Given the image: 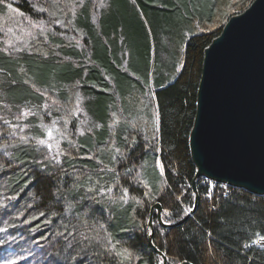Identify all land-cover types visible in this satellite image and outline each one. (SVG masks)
Returning a JSON list of instances; mask_svg holds the SVG:
<instances>
[{
	"label": "trees",
	"instance_id": "1",
	"mask_svg": "<svg viewBox=\"0 0 264 264\" xmlns=\"http://www.w3.org/2000/svg\"><path fill=\"white\" fill-rule=\"evenodd\" d=\"M73 1L0 0V15L12 4L49 28L10 51L0 25V264H162L151 208L160 203L166 223L194 208L189 137L205 49L253 0H161L175 9L157 19L172 42L158 66L142 19L141 42L126 49L99 0H85L75 33ZM54 123L68 133L55 149L41 143ZM147 158L162 165L157 184L142 179ZM203 180L181 225L153 213L167 264H264L250 246L264 236V196L218 185L208 198Z\"/></svg>",
	"mask_w": 264,
	"mask_h": 264
},
{
	"label": "water",
	"instance_id": "2",
	"mask_svg": "<svg viewBox=\"0 0 264 264\" xmlns=\"http://www.w3.org/2000/svg\"><path fill=\"white\" fill-rule=\"evenodd\" d=\"M196 114L189 137L194 208L175 223L163 221V207L151 208L149 242L153 244V213L163 227L181 225L192 217L201 178L264 196V0L228 18L220 35L205 49L197 91ZM182 264H191L183 262Z\"/></svg>",
	"mask_w": 264,
	"mask_h": 264
},
{
	"label": "rangeland",
	"instance_id": "3",
	"mask_svg": "<svg viewBox=\"0 0 264 264\" xmlns=\"http://www.w3.org/2000/svg\"><path fill=\"white\" fill-rule=\"evenodd\" d=\"M196 1V0H194ZM101 5L108 8L107 13L112 15L119 26L120 43L124 48H128L131 44L141 42L142 31L140 29V20L142 19L146 24L152 43V63L156 58L157 66L161 60V54L168 48L171 43L165 28H160L157 22L158 17L161 20H167L169 15L174 13L172 2L169 1H155V0H99ZM85 0H74L72 14L69 21L73 24L72 28L75 33L82 37L83 30L77 29L74 25L75 15L77 11L84 5ZM171 7V9H170ZM199 10L205 12V6L202 4L198 7ZM177 11V10H175ZM232 12V11H231ZM230 12V13H231ZM241 11H233L231 14H238ZM96 23L100 26L97 19ZM0 25H3L4 32L7 35V45L11 51H25L30 50L31 44L37 42H44L48 38V27L45 24L38 23L37 21H28L24 18L23 14L12 4L8 5V10L5 15H0ZM65 28V27H64ZM61 28V31H64ZM73 33H71L72 36ZM74 38L73 36L71 37ZM78 45L81 43L78 41ZM144 56V53L143 55ZM143 59V58H142ZM127 62H125V65ZM83 127L81 132H83ZM67 129L60 124L54 123L50 126H45V138L41 141L43 145L57 148L58 145L67 139ZM155 166L159 172H162V165L158 158L146 159L141 168V176L146 182L150 184H157ZM39 249V248H37ZM10 262V260H9Z\"/></svg>",
	"mask_w": 264,
	"mask_h": 264
},
{
	"label": "built area",
	"instance_id": "4",
	"mask_svg": "<svg viewBox=\"0 0 264 264\" xmlns=\"http://www.w3.org/2000/svg\"><path fill=\"white\" fill-rule=\"evenodd\" d=\"M203 182L207 187V191H206V197L211 198L214 194L215 189L217 188L218 185L221 186V188L224 190V195L227 196L229 193H231V189L232 187L227 185V184H219L218 182L203 178ZM258 240V239H257ZM250 246H256L258 248H262L264 249V240H262L260 243H254L251 244Z\"/></svg>",
	"mask_w": 264,
	"mask_h": 264
},
{
	"label": "snow or ice",
	"instance_id": "5",
	"mask_svg": "<svg viewBox=\"0 0 264 264\" xmlns=\"http://www.w3.org/2000/svg\"><path fill=\"white\" fill-rule=\"evenodd\" d=\"M262 240H264V236H261L258 240L254 241V243H260ZM123 255L124 253H120Z\"/></svg>",
	"mask_w": 264,
	"mask_h": 264
},
{
	"label": "bare ground",
	"instance_id": "6",
	"mask_svg": "<svg viewBox=\"0 0 264 264\" xmlns=\"http://www.w3.org/2000/svg\"><path fill=\"white\" fill-rule=\"evenodd\" d=\"M213 181V180H212ZM220 184V183H219Z\"/></svg>",
	"mask_w": 264,
	"mask_h": 264
}]
</instances>
